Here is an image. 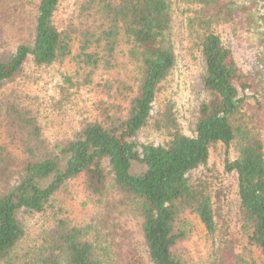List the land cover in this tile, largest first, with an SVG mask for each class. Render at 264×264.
<instances>
[{
    "label": "trees",
    "instance_id": "1",
    "mask_svg": "<svg viewBox=\"0 0 264 264\" xmlns=\"http://www.w3.org/2000/svg\"><path fill=\"white\" fill-rule=\"evenodd\" d=\"M62 1L0 0V38L25 12L19 8L30 13L26 42L7 51L0 40V264H119L109 249L111 231L109 246H102L89 233L100 231L97 223L71 225L53 211L57 194L79 178L105 205L108 175L119 208L138 221L151 264H193L195 224L209 243L204 264H264V88L214 30L247 8L234 0H179L188 42L205 63L208 97L192 136L169 109L156 114L154 126L169 139L154 145L134 138L153 119L156 98L176 67L173 0H75L58 20ZM65 62L73 73L63 83L100 97L67 137L52 142L40 121L41 103H32L17 79L28 63ZM218 143L234 155L225 170L237 176V237L219 226L207 188L189 178ZM110 212L100 218L108 229ZM36 216L48 223L29 238L27 220Z\"/></svg>",
    "mask_w": 264,
    "mask_h": 264
},
{
    "label": "rangeland",
    "instance_id": "2",
    "mask_svg": "<svg viewBox=\"0 0 264 264\" xmlns=\"http://www.w3.org/2000/svg\"><path fill=\"white\" fill-rule=\"evenodd\" d=\"M247 8L248 14H243L233 24H221L214 30L221 37L225 46L233 53L237 65L243 72L258 74L257 80L262 81L264 88V0H234ZM75 0H63L57 13L58 20L66 17ZM21 14L12 26L7 27L0 40L3 48L14 51L15 48L28 40L27 25L30 19L27 7L19 8ZM172 38L177 58L176 67L164 83L158 94L153 110V119L134 138L137 144L161 145L168 141L169 136L157 130L154 126L156 114L166 109L172 111L184 134L193 135L194 123L199 105L208 97L202 82L205 63L201 55L188 42L185 28V6L179 0H173ZM73 66L69 62L43 68H36L31 63L25 65L20 78L17 79L24 89L33 97L32 103L40 102V121L44 127V135L49 141L67 137L72 128L84 116L89 115L93 103L100 96L98 92L68 88L63 83V76L72 75ZM63 89V90H62ZM68 89V90H65ZM121 136V135H120ZM3 140L1 138L0 142ZM4 142V141H3ZM234 155L230 148L218 143L210 148L208 162L189 174L193 185L202 184L213 198V206L217 213L219 226L234 237L238 233L239 198L237 194V176L235 172H227L225 163L232 161ZM103 168L108 173V163L103 162ZM111 176H107L104 192L105 205L96 202L85 189L82 178L72 181L55 198L54 212L70 223L84 227L92 222L97 223L100 231L89 230L90 237L102 246L108 247L106 233L111 231L114 243L109 248L114 252L119 264H151L147 249L139 230L137 219L125 208H119L118 195L111 185ZM14 181H10L13 184ZM0 180V191L3 187ZM109 209L110 228L102 226L101 213ZM92 220V221H91ZM45 218L36 216L27 220L28 237L32 238L42 230ZM107 226V225H106ZM109 227V226H107ZM109 241V240H108ZM207 239L201 227L195 224L191 235L189 250L193 264H204L208 260Z\"/></svg>",
    "mask_w": 264,
    "mask_h": 264
}]
</instances>
